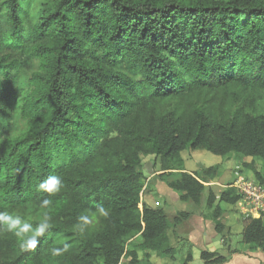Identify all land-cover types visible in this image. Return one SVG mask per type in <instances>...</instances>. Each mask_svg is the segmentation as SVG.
<instances>
[{
  "label": "trees",
  "instance_id": "obj_1",
  "mask_svg": "<svg viewBox=\"0 0 264 264\" xmlns=\"http://www.w3.org/2000/svg\"><path fill=\"white\" fill-rule=\"evenodd\" d=\"M186 149L264 159V0H0V264L174 259L189 212L148 201L144 156L227 244L240 196ZM263 217L202 264L264 252Z\"/></svg>",
  "mask_w": 264,
  "mask_h": 264
},
{
  "label": "rangeland",
  "instance_id": "obj_2",
  "mask_svg": "<svg viewBox=\"0 0 264 264\" xmlns=\"http://www.w3.org/2000/svg\"><path fill=\"white\" fill-rule=\"evenodd\" d=\"M183 157V164L184 167L189 170L191 173H196V171H199L201 167H209L216 165L217 166V175L212 181L214 182L211 184V188L214 191H219L222 189L220 185L231 187L232 184L235 183L237 178L239 176H244L245 174H252L253 170L249 168V166H246L245 164H252L253 168L255 170L260 171L264 174V159H252L251 157H242L237 154L229 153L227 155H215L207 150H185L183 153H181ZM153 162V156H144L143 157V165L141 167V171H143V179L145 181V184L147 183V177L149 174L153 173L156 170H152V163ZM153 171V172H152ZM249 171V172H248ZM173 175H176V173H173ZM245 177V176H244ZM249 178V177H246ZM252 179V178H249ZM163 189L162 191L165 193V195L169 198V200H172V194H176V191L169 188L165 182H162ZM207 184V182H206ZM204 195H206V190L204 191ZM161 199L163 201V197L161 196ZM172 207L171 211H177V210H190L192 209V206L190 204H187L186 202H182L177 200L176 203L171 204ZM225 208L222 209V212L220 214V221L223 223L224 226V232L226 233L227 237L226 240L229 242L231 247H237L240 246L241 243V232L243 229V221H242V214L238 212L239 206H227L223 205ZM163 209H165V205L162 204L161 206ZM238 207V208H237ZM204 211V209H203ZM205 213L210 216L212 214V209H208L205 211ZM178 214V213H177ZM241 214V215H240ZM229 216L230 218H228ZM227 217V220H226ZM170 216V220H171ZM229 223V225L225 222ZM214 224V223H213ZM227 224V225H226ZM135 242H138V237L135 238ZM183 240H177L176 244H174L175 247V256L174 259H170L168 257H160L156 255V253H151V258L153 260L152 264H182L185 255L188 250V245L184 243ZM223 244V243H222ZM225 249H222L221 247H224ZM193 245L190 247L192 248ZM220 248H218L219 253L226 254V244L224 243L221 245L218 244ZM193 249V248H192ZM215 252L216 249L214 250ZM244 251H250L246 247H244ZM140 257H142V252L139 251ZM126 259H124L122 264H126ZM201 259L199 257L198 252L196 255H194V258L190 262V264H200ZM102 264L101 262H99ZM140 264V263H139Z\"/></svg>",
  "mask_w": 264,
  "mask_h": 264
},
{
  "label": "crops",
  "instance_id": "obj_3",
  "mask_svg": "<svg viewBox=\"0 0 264 264\" xmlns=\"http://www.w3.org/2000/svg\"><path fill=\"white\" fill-rule=\"evenodd\" d=\"M181 153H183V151ZM181 157H182V155H181ZM182 159H183V157H182ZM152 170H155V169L152 168ZM182 171L193 174L189 170H187L185 167ZM175 172L177 173L179 171H175ZM157 174H158V172L154 171L153 173L149 174L147 177V183L145 184V186H147L150 190V196H148V198H149L148 201L152 200L153 203L158 202L160 206H162V204H164L165 205V209H164L165 212L171 217L175 216L177 213H179L181 211L189 212L188 217L181 219L180 222L176 225L175 232H176L177 236L180 238V240H183L184 243H186L188 245L187 252L191 251L192 259L194 258V255H196L197 252H198L199 257H200L201 250H204V249L210 250V248L212 246L215 247L216 251L219 252L218 248H220V247L218 246V244L220 243L221 245H223L225 243V241L223 240L221 234L217 233L216 230L214 229L213 221L204 217L205 211H203V209L205 207L204 204H205V196L206 195L203 194L202 203L199 207H195L190 201H184L187 204H190L192 206V209L171 211V208H170V207H172L171 204L176 203L177 200H179V201H182V200L179 199L178 192H176V194H172V200H169V198L162 191V189H163L162 182H164V181L160 180L157 177ZM244 176L249 177V178H253V179L255 178L254 175L252 174V172H251V174L250 173L245 174ZM213 183L214 182L212 180H209L207 182V184L206 183H204V184L209 185L211 187V184H213ZM220 187L222 189H220L219 191L213 190L214 193L218 194L221 190H223L225 188V186H223V185H220ZM161 196L163 197V201L161 199ZM235 206H236V204H235ZM223 208H225V207H223ZM238 210H239V208H238ZM238 212H240V211H238ZM227 217L230 218L229 216H227ZM227 217H226V220H227ZM263 219H264V217H263ZM226 220H225V222H226ZM227 224L229 225V223H227ZM228 244H229V242L226 244V247ZM191 245H193L192 246L193 249L190 247ZM221 248L225 249V245H224V247L222 246ZM151 253H153V252H150V262L152 264L153 260L151 258ZM222 255H225V254H222ZM200 264H202V260H201ZM224 264H264V252L260 251L259 249L254 250V251H246V252L244 251L243 253H238V254L232 255L230 260Z\"/></svg>",
  "mask_w": 264,
  "mask_h": 264
},
{
  "label": "built area",
  "instance_id": "obj_4",
  "mask_svg": "<svg viewBox=\"0 0 264 264\" xmlns=\"http://www.w3.org/2000/svg\"><path fill=\"white\" fill-rule=\"evenodd\" d=\"M235 189L240 199L236 205L242 215L258 218L264 212V183L256 179H249L239 176L234 184L231 185ZM238 208V207H237Z\"/></svg>",
  "mask_w": 264,
  "mask_h": 264
},
{
  "label": "water",
  "instance_id": "obj_5",
  "mask_svg": "<svg viewBox=\"0 0 264 264\" xmlns=\"http://www.w3.org/2000/svg\"><path fill=\"white\" fill-rule=\"evenodd\" d=\"M214 250H215V247L212 246V247L210 248V251H214Z\"/></svg>",
  "mask_w": 264,
  "mask_h": 264
}]
</instances>
